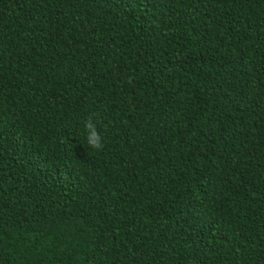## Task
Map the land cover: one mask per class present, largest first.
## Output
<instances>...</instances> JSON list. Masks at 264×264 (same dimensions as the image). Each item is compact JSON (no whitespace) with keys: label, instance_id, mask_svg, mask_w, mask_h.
<instances>
[{"label":"trees","instance_id":"trees-1","mask_svg":"<svg viewBox=\"0 0 264 264\" xmlns=\"http://www.w3.org/2000/svg\"><path fill=\"white\" fill-rule=\"evenodd\" d=\"M0 264H264V0H0Z\"/></svg>","mask_w":264,"mask_h":264},{"label":"clouds","instance_id":"clouds-1","mask_svg":"<svg viewBox=\"0 0 264 264\" xmlns=\"http://www.w3.org/2000/svg\"><path fill=\"white\" fill-rule=\"evenodd\" d=\"M98 117L90 115L84 122V138L87 147L94 152H102L105 147V142L103 137L100 135L97 127Z\"/></svg>","mask_w":264,"mask_h":264}]
</instances>
